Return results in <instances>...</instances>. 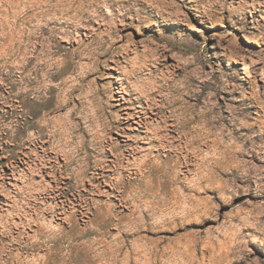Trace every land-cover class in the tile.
Segmentation results:
<instances>
[{"label":"rangeland","instance_id":"rangeland-1","mask_svg":"<svg viewBox=\"0 0 264 264\" xmlns=\"http://www.w3.org/2000/svg\"><path fill=\"white\" fill-rule=\"evenodd\" d=\"M50 1L0 0V264H264V0Z\"/></svg>","mask_w":264,"mask_h":264},{"label":"bare ground","instance_id":"bare-ground-1","mask_svg":"<svg viewBox=\"0 0 264 264\" xmlns=\"http://www.w3.org/2000/svg\"><path fill=\"white\" fill-rule=\"evenodd\" d=\"M52 1V0H51ZM50 1V2H51ZM63 1V0H62ZM84 1L85 0H71L70 2L73 4V3H77V7L76 8H78V9H81L82 7H83V3H84ZM88 1H90V5L92 6V5H94V2H95V0H88ZM43 2H45V1H43ZM47 3V2H46ZM63 3V2H62ZM59 4V2H57V5ZM71 4V5H72ZM56 5V4H55ZM61 5V3L59 4V6ZM75 5V4H74ZM68 8L66 9H57V11H58V13L59 12H67L68 11V9L70 8L69 6H67ZM88 7V6H87ZM72 8V7H71ZM82 10V9H81ZM73 11H74V9H73ZM76 11H77V9H76ZM79 12V11H78ZM75 13V12H74ZM80 13V12H79ZM82 13V12H81ZM80 13V14H81ZM73 16V15H72ZM76 16H77V14H76ZM75 16V17H76ZM82 16V15H81ZM184 113V112H183ZM180 114H181V112H180ZM186 115V114H185ZM184 116V115H183ZM215 116V115H214ZM186 119V118H185ZM210 120V119H209ZM186 121H187V119H186ZM207 122V121H206ZM205 132V131H204ZM202 133V132H201ZM205 134H207V133H205ZM201 136V135H200ZM199 136V137H200ZM206 137V136H205ZM202 141V140H201ZM218 148V147H217ZM215 149V148H214ZM226 158V157H225ZM203 176V175H202ZM202 180V179H201ZM198 185H199V183H198ZM202 185V184H201ZM202 187V186H201ZM201 187H199V188H201ZM192 190H194V189H192ZM191 191V190H190ZM194 191H196V190H194ZM106 222V221H105ZM242 263H244V264H257V261L256 260H254V259H250V258H248V259H246L245 261L242 259V258H236V259H234L233 260V263L232 264H242Z\"/></svg>","mask_w":264,"mask_h":264}]
</instances>
